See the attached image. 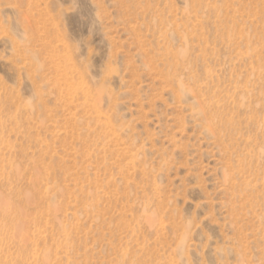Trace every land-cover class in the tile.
Instances as JSON below:
<instances>
[{
  "label": "rangeland",
  "instance_id": "obj_1",
  "mask_svg": "<svg viewBox=\"0 0 264 264\" xmlns=\"http://www.w3.org/2000/svg\"><path fill=\"white\" fill-rule=\"evenodd\" d=\"M0 264H264V0H0Z\"/></svg>",
  "mask_w": 264,
  "mask_h": 264
}]
</instances>
